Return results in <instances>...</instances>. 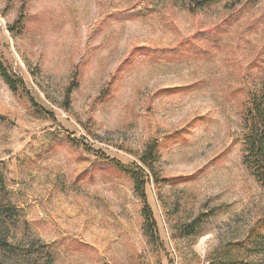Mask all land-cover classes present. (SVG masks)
Returning <instances> with one entry per match:
<instances>
[{
    "label": "rangeland",
    "instance_id": "374dc122",
    "mask_svg": "<svg viewBox=\"0 0 264 264\" xmlns=\"http://www.w3.org/2000/svg\"><path fill=\"white\" fill-rule=\"evenodd\" d=\"M0 63L22 80L13 90L0 74L18 214L0 264H206L264 222V186L242 162L264 0L196 13L174 0H0ZM150 140L160 179L142 200L112 162L137 168Z\"/></svg>",
    "mask_w": 264,
    "mask_h": 264
},
{
    "label": "trees",
    "instance_id": "16d2710c",
    "mask_svg": "<svg viewBox=\"0 0 264 264\" xmlns=\"http://www.w3.org/2000/svg\"><path fill=\"white\" fill-rule=\"evenodd\" d=\"M181 7L191 13H196L222 0H174ZM0 74L5 82L16 90L21 79H13L0 63ZM242 162L251 175L264 186V85L248 94L242 109ZM158 144L155 140L146 143L138 156L139 165L131 168L119 162H112L113 166L125 173L139 190L140 198L144 200L145 184L153 179L157 182V164L159 161ZM17 208L9 200V191L2 163H0V249L9 250L13 246L8 240L10 225L17 218ZM151 225L155 221L148 210ZM203 214L197 216L196 221H202ZM264 222L254 225L239 241L230 242L214 250L206 264H264ZM256 259V260H255Z\"/></svg>",
    "mask_w": 264,
    "mask_h": 264
}]
</instances>
